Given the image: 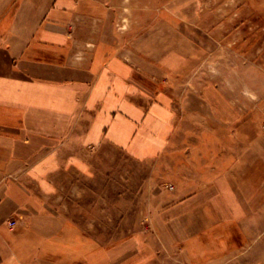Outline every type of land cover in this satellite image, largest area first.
Listing matches in <instances>:
<instances>
[{"label":"crops","instance_id":"obj_1","mask_svg":"<svg viewBox=\"0 0 264 264\" xmlns=\"http://www.w3.org/2000/svg\"><path fill=\"white\" fill-rule=\"evenodd\" d=\"M111 15L107 0H0V264H72L73 239L41 232L54 222L47 209L105 149L203 176L228 210L215 224L248 208L239 195L248 181L250 193L263 192L257 139L237 151L232 137L199 134L200 108L179 104L163 83L167 67L154 72L126 55L110 36ZM205 100L210 133L218 113Z\"/></svg>","mask_w":264,"mask_h":264},{"label":"rangeland","instance_id":"obj_2","mask_svg":"<svg viewBox=\"0 0 264 264\" xmlns=\"http://www.w3.org/2000/svg\"><path fill=\"white\" fill-rule=\"evenodd\" d=\"M107 4L115 31L105 35L152 71L167 67L163 83L179 104L200 108L201 123H194L199 134L232 137L237 151L250 152L257 139L264 154V0ZM206 96L218 113L210 133L204 128L210 115L203 106ZM183 147L190 153V144ZM89 166L88 176L57 195L47 209L54 222L41 231L73 239L72 264H264V160L256 174L259 186L262 172L263 192L250 193L254 184L248 181L242 186L247 192L239 193L248 208L218 224L213 223L218 212L224 216L228 210L191 170L177 176L160 160L138 162L110 149Z\"/></svg>","mask_w":264,"mask_h":264},{"label":"built area","instance_id":"obj_3","mask_svg":"<svg viewBox=\"0 0 264 264\" xmlns=\"http://www.w3.org/2000/svg\"><path fill=\"white\" fill-rule=\"evenodd\" d=\"M13 223H14L13 221L10 222L11 225H12Z\"/></svg>","mask_w":264,"mask_h":264}]
</instances>
